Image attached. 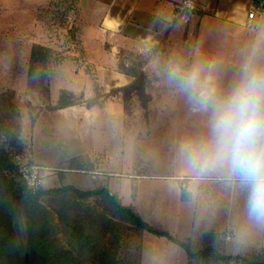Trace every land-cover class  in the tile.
<instances>
[{"label": "rangeland", "instance_id": "1", "mask_svg": "<svg viewBox=\"0 0 264 264\" xmlns=\"http://www.w3.org/2000/svg\"><path fill=\"white\" fill-rule=\"evenodd\" d=\"M37 1L0 0V145L13 163L5 174L34 191L65 185L89 191L95 190L91 188L97 183L89 178L95 175L91 171H97L99 177L107 179L105 188L111 191L110 195L134 214L136 184H139L147 193L142 195L143 200L151 191L156 198L155 201L152 198V209L149 204V211L142 210L145 219L170 231L173 228L170 218L175 211L171 212L173 206L164 192L168 181L154 175L178 170L190 172L179 162L180 143L174 141L167 143L158 139L150 145L142 143L146 154H151L136 156V130L151 124L155 134L161 127L168 130L175 127L176 135L182 136L190 130L186 128L188 125L207 123L208 113L190 112L187 98L170 95L169 99L157 102L164 105L165 113L160 114V108H155L157 111L153 109L150 115L149 94L142 98L147 100L146 106L138 96L131 97L128 91L118 88L125 82L123 74H126L119 67L121 53L99 50L97 43L89 45L82 36L78 3L75 0ZM123 54L136 59V51ZM138 58L146 67L143 69L148 80L155 73L150 58L143 54ZM257 59L261 58H256L254 65L261 63ZM260 66L256 68H264ZM69 102L73 104L61 107ZM15 155L21 156L22 163L44 167L40 186L29 187ZM140 173L148 174L149 178L136 179ZM221 183L224 185L221 187L231 185L228 181ZM209 189L211 199L217 204L213 187ZM43 198L54 212L57 209L67 212L71 222L86 223L88 227L96 225L93 227L96 239L113 264H236L224 260L235 251L241 252L244 259L264 264V252L259 251L264 244V225L247 219L243 194L236 187L227 198L232 200L235 209L236 203L241 205L235 222L239 235L227 244L221 242V246L219 243L214 246L226 256L217 254L212 247H202V250L199 247L202 243L194 241L198 235L189 228L180 231L193 235L187 251L179 243L166 244L155 234L141 229L129 213L121 214L104 194L77 198L69 192ZM178 238L182 241L184 236ZM188 250L203 256L188 259Z\"/></svg>", "mask_w": 264, "mask_h": 264}, {"label": "crops", "instance_id": "2", "mask_svg": "<svg viewBox=\"0 0 264 264\" xmlns=\"http://www.w3.org/2000/svg\"><path fill=\"white\" fill-rule=\"evenodd\" d=\"M75 1L78 3L82 19L80 22L82 36L87 38L89 45L97 43L100 46L99 50L113 54L122 51H136V56L143 54L150 58L151 68L155 70V73L148 79L147 93L151 100L149 99L150 107L147 111L150 115L155 108H160L162 112L158 113L164 114L165 111L162 110L164 105L157 102L163 98L169 99L167 96L170 95L187 98L188 110L200 112L188 102L187 93L170 80V75L173 72L185 75L196 70L200 74L201 83L207 89L215 88L217 94H221L226 92L239 77L245 63H251L254 67L260 65V67H264V5H261L264 4V0H197L198 10L190 13L187 19L174 15L175 5L182 0ZM39 2L46 3L47 0H39ZM257 7L260 8L256 17L249 22V12ZM256 58H261L257 59L261 63L256 62L254 65ZM144 68L146 67L144 66ZM123 75L125 82L118 88L130 84L134 80L130 75ZM155 110L157 111V109ZM206 124L188 125L186 128L190 130L182 133V136L176 135L177 130L173 129L175 127L170 130L161 127L153 134L151 124L139 126L136 130V146L138 147L136 156L140 158L151 154L150 152L146 154V148L144 145L142 146V143L150 145L152 141L158 139L167 143L174 141L175 144L191 139L196 140L206 133ZM91 172H95V175L89 178L97 181L95 187L91 189L107 187V179L99 177L100 172L93 170ZM165 173L167 174L154 176L163 177L168 181L164 192L173 206L171 212L175 211V215L170 218L173 222L171 232L165 230L166 228L163 229L162 226H155L154 222L145 219L142 210L149 211L148 205L150 204L151 207L156 198L151 191L150 194L148 193V198L143 200L142 195H147V193H144L139 184H136V213L150 226L166 231L178 240H180L179 235L184 236L182 241L187 244L191 243L193 235L181 234L180 231L183 228L192 229L198 235L194 241L202 243L199 246L202 250L204 247H212L217 254L221 253L214 246L217 243L221 246V242L227 244L236 235L238 236L240 231L235 222L238 221L239 206L241 205L239 202L236 203L237 208L235 209L232 200L227 198L234 192L233 185L221 187L224 186L221 182L227 181L222 176L196 177L191 173L179 170ZM98 178L101 179L98 180ZM137 178L140 180L149 177L148 174L140 173L136 174ZM212 187L214 196L218 199L217 204L210 197L211 189L209 188ZM149 195L150 201H148ZM212 203L214 205H211ZM226 232L231 234V238L229 240L221 239L220 236ZM155 235L166 244L170 242L178 244L166 235ZM146 236L147 234L145 238H147ZM183 248L187 251L185 247ZM223 251H226V248L223 247ZM255 251L257 252V249L253 252ZM259 251L260 253L264 252L263 243ZM188 253V259L193 258L189 250ZM195 254L193 255L201 256ZM223 256L226 255L223 254ZM229 256L243 258L242 253L238 251ZM239 261L234 262L241 264Z\"/></svg>", "mask_w": 264, "mask_h": 264}, {"label": "clouds", "instance_id": "3", "mask_svg": "<svg viewBox=\"0 0 264 264\" xmlns=\"http://www.w3.org/2000/svg\"><path fill=\"white\" fill-rule=\"evenodd\" d=\"M170 80L196 109L208 113L206 133L180 143L179 162L196 177H224L243 194L247 219L264 225V69L245 63L221 94L207 89L196 70L173 72Z\"/></svg>", "mask_w": 264, "mask_h": 264}, {"label": "trees", "instance_id": "4", "mask_svg": "<svg viewBox=\"0 0 264 264\" xmlns=\"http://www.w3.org/2000/svg\"><path fill=\"white\" fill-rule=\"evenodd\" d=\"M120 53L119 67L134 78L130 84L120 89L126 93L128 91L131 97L145 98L149 83L143 69L144 64L138 61V56L133 59V56H130L131 58L123 56V53H126L124 51ZM142 101L147 106V100ZM71 104L73 102L63 103L61 107ZM12 166L10 157L0 145V264H113L107 259L105 249L96 239L95 229L93 230L96 225L88 227L86 223L71 222L67 212L64 213L60 209L54 212L43 198L44 195L69 192L77 198L104 194L106 200L116 205L121 214L129 213V217L141 229L161 236L166 235L189 249L187 243L172 237L166 231L150 226L140 215L121 205L117 197L110 195L107 187L84 191L65 185L50 190L39 188L34 191L26 186H20L5 174V170ZM198 254L202 255L201 253L195 255ZM224 260L257 264L255 260L239 257L228 256Z\"/></svg>", "mask_w": 264, "mask_h": 264}, {"label": "built area", "instance_id": "5", "mask_svg": "<svg viewBox=\"0 0 264 264\" xmlns=\"http://www.w3.org/2000/svg\"><path fill=\"white\" fill-rule=\"evenodd\" d=\"M261 5L264 4L262 3ZM198 8L199 6L197 4V0H182L175 5L174 15L175 17L187 19L188 15L198 10ZM259 8L260 7L254 8L249 12V22L253 21L256 17ZM15 159L19 167V171L29 187L37 188L40 186L42 183L41 172L44 167L38 164L22 163L20 155H15ZM220 238L223 240H229L231 238V234L226 232L224 235H221Z\"/></svg>", "mask_w": 264, "mask_h": 264}]
</instances>
